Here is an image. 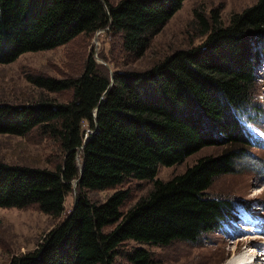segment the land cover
<instances>
[{"label":"trees","instance_id":"1","mask_svg":"<svg viewBox=\"0 0 264 264\" xmlns=\"http://www.w3.org/2000/svg\"><path fill=\"white\" fill-rule=\"evenodd\" d=\"M184 1L0 0V64L109 27L110 51L100 56L115 69L112 78L91 52L79 75L27 77L47 92H69V100L0 101V133L37 131L59 152L53 168L0 159V207H34L60 218L80 177L79 151L84 167L70 216L37 249L7 264H154L146 245L195 243L236 218L233 201L209 191L217 177L251 156L253 134L245 120L257 107L264 0L227 22L219 8L195 9L193 29L207 35L202 44L177 49L146 71L120 70L148 52ZM207 146L223 149L170 179L157 178L160 166L182 163ZM144 180L152 186L133 204L129 186L104 202L88 195Z\"/></svg>","mask_w":264,"mask_h":264},{"label":"rangeland","instance_id":"2","mask_svg":"<svg viewBox=\"0 0 264 264\" xmlns=\"http://www.w3.org/2000/svg\"><path fill=\"white\" fill-rule=\"evenodd\" d=\"M255 2L256 0H185L182 8L155 37L148 52L132 64L123 65L120 70L146 71L177 49L202 44L207 35H198V31L193 29L195 9L208 13L219 8L223 20L227 22L232 13L240 12ZM96 34L97 32L93 37L81 36L54 49L27 52L11 63L0 64V101L21 103L37 101L41 97L69 100V92H47L34 86L27 77L30 74H46L56 78L79 75L91 52L97 62H105L100 55L103 52L109 54L110 38L105 31ZM256 71L257 94L254 100L257 107L251 112V118L245 120L247 128L253 134V143L249 148L251 156L240 159L237 171L217 177L209 191L214 196L233 201L236 218L223 220L220 228L203 235L195 243L174 241L167 246L146 245L154 255V264H246L247 260L236 261L235 256L248 251L256 253L253 261L256 259L263 264L264 59L257 65ZM84 128L89 133L88 126L85 125ZM222 149L221 146H207L182 163L160 166L157 178L170 179L184 172L202 156L217 154ZM58 153L52 139L40 136L37 131L23 136L0 133V159L7 163L53 168L58 163ZM81 153L79 151L77 155L79 168L82 165ZM128 186L132 187L129 204H133L149 191L152 183L149 180L134 181L112 189L92 190L88 195L94 201L104 202L114 191ZM74 201L75 192L72 191L66 197V210L60 218H53L34 207H0V264H7L12 257L37 249L47 233L64 220ZM135 244V241H131L129 245ZM118 263L127 264L124 259H119Z\"/></svg>","mask_w":264,"mask_h":264},{"label":"bare ground","instance_id":"3","mask_svg":"<svg viewBox=\"0 0 264 264\" xmlns=\"http://www.w3.org/2000/svg\"><path fill=\"white\" fill-rule=\"evenodd\" d=\"M254 222H252V224H253ZM253 258H256V253L254 252V251H248V252H244V253H242V254H239V255H236L235 256V260L236 261H239V260H247L245 263L246 264H260V261H258V260H254L253 261ZM262 259V258H261ZM260 260V259H259ZM263 264H264V262H263Z\"/></svg>","mask_w":264,"mask_h":264},{"label":"water","instance_id":"4","mask_svg":"<svg viewBox=\"0 0 264 264\" xmlns=\"http://www.w3.org/2000/svg\"><path fill=\"white\" fill-rule=\"evenodd\" d=\"M107 29H109V27L99 30V31L97 32L96 35H98V33H100L101 31H106ZM101 61H102L103 64H105V65L110 69V67L108 66V64H107L106 62H104L103 60H101ZM110 71H111V74H112V78H114V72H113L112 70H110ZM96 111H97V108H96ZM96 111H95V114H96ZM87 141H88V137H86V139H85L84 146H85V144L87 143ZM84 146H83V147H84ZM83 168H84V167H83V164H82V165L80 166V168H79L80 177H79V179H76V180L73 182V185H74V188H75V195H77L76 187H77L78 182H79V180H80V178H81V175L83 174ZM75 200H76V196H75ZM70 214H71V213H70ZM70 214H69L66 218H68V217L70 216Z\"/></svg>","mask_w":264,"mask_h":264}]
</instances>
